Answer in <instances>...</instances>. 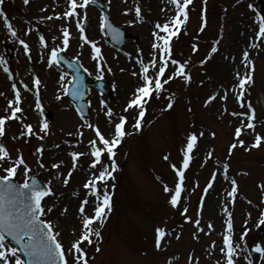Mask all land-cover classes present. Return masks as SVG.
Listing matches in <instances>:
<instances>
[{"label": "rangeland", "instance_id": "374dc122", "mask_svg": "<svg viewBox=\"0 0 264 264\" xmlns=\"http://www.w3.org/2000/svg\"><path fill=\"white\" fill-rule=\"evenodd\" d=\"M101 1L109 6L112 21L139 36L138 40L131 38L121 48L109 44L103 29L102 10L93 4L79 7L82 0H77V14L71 18L63 15L69 10V0H29L28 3L4 0V12L18 31L12 36L0 15V57L3 58L0 62V117L11 115L9 101H14L16 88L21 93L19 107L23 111L5 122V134L0 136V143L9 149L12 159L0 161V175H6L5 169L23 156L25 164L13 178L24 182L37 174L51 188L43 198L45 212L41 218L53 222L54 230L60 233L59 238L67 249L79 239L84 219L94 216L95 207L101 202L93 189L85 185L93 176L98 177L104 167L112 171V177L95 182L101 190V199L105 189L110 197L112 194L114 199L116 197V207L111 198V208L106 207L103 223L95 221L91 225L92 243L81 244L89 264H227L225 240L232 229L239 230L251 217L255 224L264 219L263 206L258 210L264 194V172L258 158L264 153V38L259 36L261 21L253 0L242 4L238 0H191L182 36L174 38L172 58L182 62L190 59L186 70L192 79L189 82L177 77L166 83L160 92H154L145 106L148 108L145 122L139 128L134 127L133 119L140 109H125L136 88L143 83L140 59L147 63L155 54L159 67L160 49L153 47L157 42L154 33L159 31L156 24L171 21L177 15V8L172 0ZM216 3L227 5L222 16L215 15ZM137 6L141 9L139 16L135 11ZM205 16L207 23L200 31ZM83 18H87L88 26L82 34L77 21L82 24ZM64 28L70 32L67 47L63 44ZM41 35L47 42L46 47L39 39ZM83 35L100 47L101 57L95 56L92 45ZM206 37L215 42L201 43ZM21 39L27 42L30 51L20 44ZM9 43L14 46L12 54L7 51ZM194 44L199 45L196 52H193ZM214 46L218 51L211 53ZM53 48L64 49L71 57L79 58L92 77L105 75L112 84L110 98L91 86L87 95L90 116L86 119L79 116L66 97V86L71 81L66 69L56 63L49 67ZM245 52L249 53L247 62ZM209 53L210 58L206 60ZM202 60L205 62L200 63ZM169 66L164 79L175 71V65L170 63ZM238 72L241 76L236 75ZM245 72L251 75L253 82L246 84L241 97L238 82ZM150 74L155 75L151 68ZM37 76L41 80L38 96L34 84ZM225 90L227 100L222 98ZM217 93L220 95L215 101L208 103V98ZM248 98L257 110V118L252 121L254 129L244 128L239 139L245 143L242 147L237 143V151L230 158L234 164L228 161L230 145L236 128L249 122V116L244 114L250 111L243 108ZM169 102L173 103L171 108L167 107ZM108 108L113 110L111 118L107 115ZM48 111L52 114L51 120ZM121 115L128 116L126 135L115 146V157L104 152L101 164L94 167V149L89 141L96 139V133L88 124L98 125L110 139ZM45 121L49 125L46 131L43 129ZM27 124L33 126L30 135ZM192 132L198 135L197 147L185 171L180 204L174 207L165 185L174 188L178 176L172 165L182 167L187 138ZM257 135L262 137L258 147L254 146ZM41 146L43 150L38 151ZM97 146L104 147L98 139ZM209 151H212L211 157L207 155ZM73 152L83 155L74 159ZM113 159L117 165L114 170ZM54 164H59V168L53 167ZM225 164L229 165L227 173ZM26 168L30 169L27 173ZM211 176H215L213 186L205 191ZM232 179L237 181L234 198L230 195ZM117 185L120 188H116ZM48 208L52 211H47ZM184 208H188L186 215L191 220L186 219ZM198 218L199 226L194 223ZM158 227H164L167 232L159 248L156 246ZM8 245L14 247L9 241ZM237 246L239 264H251L248 247L241 239ZM260 249H264V236ZM262 252L260 264H264V250ZM9 257V264H14L11 253ZM68 259L72 264L71 253Z\"/></svg>", "mask_w": 264, "mask_h": 264}, {"label": "snow or ice", "instance_id": "6c2138e0", "mask_svg": "<svg viewBox=\"0 0 264 264\" xmlns=\"http://www.w3.org/2000/svg\"><path fill=\"white\" fill-rule=\"evenodd\" d=\"M29 0H25V3H28ZM92 2V0H82V4L79 7L87 8V6ZM177 8V15H175L171 21H166L163 24L157 23L156 28L158 30H163L166 35L161 36L159 31L155 32L157 42L153 45L155 49H160L164 56L161 58V63L157 68L158 61L155 58V54H153V58H151L147 63L143 59H140V76L143 80V83L136 88L133 93V97L129 100L127 109H131L133 107H137L140 109L138 118L136 120V124L134 127L139 128L141 121L146 112V104L148 100L151 99L154 92H160L166 83L170 80H173L177 77L183 78L185 81H191L192 77L189 71L186 70L187 65L190 63V59L184 60L183 62L179 59L172 58V44L171 39L174 36L179 35V29L181 26L187 23L189 19L188 13V5L191 3V0H172ZM4 0H0V15L3 16V19L6 23V27L11 31L12 36L17 35V28L14 27L13 22L10 20L8 15L4 12L3 8ZM78 3L77 0H69V10L66 11L63 15L65 17H73L77 14ZM137 15L139 16L141 13V9L137 6L135 9ZM59 15V14H57ZM86 15V13H85ZM182 17V19H181ZM204 24L201 27L200 31L204 30L206 26L207 20L206 16L203 18ZM260 25H259V36L264 38V15L260 16ZM170 24L173 25L170 27ZM78 28L80 32L83 34L85 30V26L77 21ZM108 25V17H103V26ZM29 32L31 29L28 30ZM69 36L70 32L67 28L63 29V44L65 47L69 44ZM40 41L47 46V42L43 35L39 37ZM83 39L92 45L95 56L101 57V49L96 45V43L92 40H89L87 35H83ZM162 41V43H161ZM20 44L24 46L26 50H29V45L23 39H21ZM219 44V41L216 42ZM199 45H193V52L198 51ZM218 51V47L214 46L211 48V53H215ZM249 53H244V59L247 62ZM0 62H3V58L0 57ZM205 61H200V63H204ZM52 63L59 64L60 60L58 59V51L53 48L50 54V64L49 67L52 66ZM173 64L176 66L175 71H173L167 79L162 81V78L165 76V72L168 69L169 64ZM150 68L155 72V75L150 74ZM8 70V69H6ZM136 73H134L135 75ZM237 76H241V73H236ZM252 77L248 72H245L241 79L239 80V89L240 95L243 96V90L245 89L246 84L252 83ZM35 86H37V96L39 95V85L41 84V80L39 76L35 77L34 80ZM15 88V85H13ZM25 88L28 87L27 84L24 85ZM219 93L214 94L208 98V103L214 102ZM224 100H227V91L225 90L223 93ZM170 101L172 97L170 96ZM21 101V93L18 88L15 90V98L14 101H9V106L12 108L10 116H2L0 117V136L5 134V122L10 118H16L18 112H22L23 109L19 107V102ZM15 105V107H13ZM41 105L38 103L37 107ZM173 106L172 102H169L167 105L168 108ZM250 109V113H245L244 115L249 116V122L247 125L241 124L235 130V137L238 140L239 145H244V140L239 139L242 135V132L245 127L249 129H254V123L252 121L255 120V108L252 107L251 103L248 104ZM113 114V110L111 108L107 109V115L111 118ZM236 115V113H233ZM128 120V116L121 115L119 123L115 124V130L112 134L111 138H107L104 133L101 131L98 125L88 124L89 128H93L96 133V139L90 140L89 143L93 146V156L95 157L93 161V166L95 167L98 164H101V157L104 152L109 153L110 157H115V146L119 145L126 135L125 132V123ZM49 125L47 121L43 123V129L46 131ZM28 134H32L33 126L31 124L26 125ZM24 135V133H21ZM204 133L201 132L199 136H203ZM215 135V133H213ZM43 137H41L42 139ZM97 139L102 142L104 147L97 146ZM262 137L257 135L255 138V145L259 146ZM198 135L196 132H192L188 138L187 143L184 149V159L182 161V167H177V165L173 164L172 168L176 171L178 180L175 183L174 188H169L165 185V191L171 193L170 203L175 207L180 204L182 192L185 187V171L188 169L190 161L193 159L192 152L193 149L197 147ZM237 147V143H233L230 145V151ZM43 146L38 151H42ZM73 158H78L83 153L73 152L71 153ZM208 157L212 156V151L208 152ZM11 160L12 157L10 155L9 149L2 143H0V161L2 160ZM25 164V160L23 156H19V158L12 164V166L5 169L6 175L0 176V260L3 261V264H9L10 257L9 253H11V257L14 258V264H70L68 259V253H71L73 256L72 264H89L87 259V253L81 247L82 242L87 241L89 244L92 243V233L93 229L91 225L95 221H99L101 224L104 221L106 214V207L111 208V197L107 192V189L103 191L102 199H101V190L96 187L97 180H105L108 177H112V171H110L107 167L103 168V171L100 175L93 176L91 180L85 185L86 187L92 188L97 199L101 201L95 207L94 216H88L84 219L83 225L84 230L79 237V239L75 240L70 247L65 248L61 239L59 238L60 233L54 230V224L51 220H42L41 214L45 212V208L42 204L43 198L51 192V188L49 187L47 190H43L38 187L37 184H30L28 179H25L22 185L13 183L12 177L17 174V170L21 165ZM59 164H54L53 167L59 168ZM117 165L113 159L112 169L114 170ZM229 165H224V171L227 173ZM30 169H25L27 173ZM71 173H69V177ZM114 178V177H113ZM215 176H213L212 180L214 181ZM67 182V181H65ZM233 185L230 195L234 198L237 192V181L235 179L231 180ZM213 185L209 183L205 189L207 191L208 188H211ZM87 201H84L86 204ZM227 211V209H225ZM47 211L51 212L52 208H48ZM80 212H84V207L81 206ZM183 213L185 214L186 219L191 220L190 216H187L188 208L183 209ZM229 217H231V213H228ZM194 223L199 226L201 221L200 219H196ZM264 223V220L261 221ZM232 222L229 220L228 229L231 230ZM202 230V229H201ZM157 244L156 246L159 248L161 246V241L166 237L167 232L164 227L157 228ZM95 234L99 236V232L96 231ZM11 237L18 245V247H12L8 245V238ZM225 243L228 245V260L227 264H234L233 261V253L235 249L233 248L231 236L227 237ZM99 250V249H97ZM264 250V249H261ZM21 253L27 254L28 260L25 261L21 258Z\"/></svg>", "mask_w": 264, "mask_h": 264}, {"label": "water", "instance_id": "95a60500", "mask_svg": "<svg viewBox=\"0 0 264 264\" xmlns=\"http://www.w3.org/2000/svg\"><path fill=\"white\" fill-rule=\"evenodd\" d=\"M96 1V0H93ZM100 7H106L100 4ZM107 8V7H106ZM256 8L257 10L264 15V1L263 0H256ZM106 16L108 17V25L105 26L107 29V32L110 36V42L120 47L122 46L126 40H128L131 35L126 32L124 28L115 26L108 16L107 11L105 12ZM58 59L61 63H63L72 74V84L68 87V96L69 98L75 103L77 108L79 109L80 113L87 117L89 115V105L84 101V99L87 96V92L89 90V84L94 83L101 93H104L108 96L111 95L110 92V83L106 77L98 78V79H92L89 77L86 73V70L81 65V62L77 59H70L63 51H60L58 54ZM107 88L109 90H107ZM13 183H16L13 180ZM29 183L37 184L39 188L43 190H47V187L41 182V180L37 176H32L29 180ZM17 184V183H16ZM264 234V228L258 233L256 238L253 240L250 249L252 250L254 242L259 240L261 236ZM16 245L17 243L9 237ZM18 246V245H17ZM24 256V260L27 261L28 257L27 254L22 253Z\"/></svg>", "mask_w": 264, "mask_h": 264}, {"label": "trees", "instance_id": "16d2710c", "mask_svg": "<svg viewBox=\"0 0 264 264\" xmlns=\"http://www.w3.org/2000/svg\"><path fill=\"white\" fill-rule=\"evenodd\" d=\"M219 2H224L225 0H218ZM238 1H243V3L245 2L244 0H238ZM214 7V10L216 11V14L215 15H218L220 14L222 16V10L224 8H226V5H224V3H216V5L213 6ZM211 37H206V38H203V42L204 43H214L215 40L214 39H210ZM259 162L262 166H264V153L263 154H259ZM120 188V187H119ZM115 200H116V197H115ZM114 205L116 207V202L114 201ZM254 226V224H251L250 227L252 228ZM245 229L247 230H250V228L247 226L244 228V231H246Z\"/></svg>", "mask_w": 264, "mask_h": 264}]
</instances>
